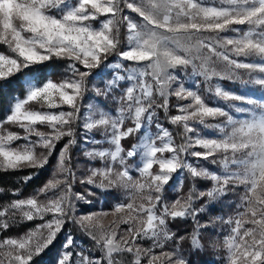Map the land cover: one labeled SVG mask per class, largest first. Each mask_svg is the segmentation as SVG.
Here are the masks:
<instances>
[{"label": "snow or ice", "instance_id": "obj_1", "mask_svg": "<svg viewBox=\"0 0 264 264\" xmlns=\"http://www.w3.org/2000/svg\"><path fill=\"white\" fill-rule=\"evenodd\" d=\"M126 10L136 14V19ZM93 22L100 27H94ZM123 24L128 47L121 51L119 33ZM229 31L237 35H221ZM0 45L7 46L9 52L0 53V91L16 85L22 89V98L11 97L10 114L0 121V170L32 168L38 172L48 164L57 143L67 138L53 177L33 196L13 200L0 210V232L16 224L17 216L27 222L41 221L18 238L0 240V264H37L69 224L93 240L102 255L92 257L77 251L75 236L70 233L56 264H119L115 257L122 254H131L132 264H142L143 257H147L146 264H191L179 244L171 251L163 250L174 238L168 229L169 219L194 217L202 211L193 207L194 202L216 200L241 186L242 211L227 221L234 224L225 239L227 264H264V102L215 87L217 97L250 105L236 108L249 114L246 119L236 120L222 108L209 106L182 83L173 88L178 78L170 71L191 66L194 74L210 80L222 76L208 67L211 57L216 56L225 62L230 79L235 70L244 69L251 82L264 87V0H218L211 5L203 0H0ZM114 54L119 62L108 65L116 70L113 78L103 89L93 90L99 97L110 96L118 105L117 114L113 116L90 104L88 114L81 116L88 78ZM233 55L255 57L259 62H241L231 58ZM54 60L67 64L69 75L59 82L41 75L48 62ZM125 80L129 83L121 89L120 82ZM115 90L120 94L116 95ZM170 96L191 101L177 104L180 114L170 117L173 125L184 130L185 142L179 145L159 122L155 124L158 131L150 134L157 110L168 113ZM100 104H104L103 99ZM37 105L41 110L36 109ZM65 106L66 111H51ZM217 117L226 118L227 124L222 127L206 123ZM80 120L85 131L99 130L103 136L102 141L86 135L84 144L109 145L84 152L105 166L90 168V174L80 183L97 185L99 177V188L118 186L128 192V202L117 203L111 213H76V200L90 203L89 194L73 192L76 175L71 167V151L77 144L76 125ZM125 121H131L132 126L125 127ZM190 121L217 128L222 136L201 137ZM5 124L22 129L23 136L7 130ZM142 128L145 135L126 149L122 141L135 137ZM18 140L26 143L10 147ZM192 148L202 151H189ZM186 155L202 159L209 166L220 165L222 171L217 174L207 167L194 166ZM138 156L136 171L140 179H134L129 162ZM183 170L193 181L210 180L212 187L201 191L193 184L186 195L170 204L163 203L165 186L178 172L181 181L177 190L182 187ZM13 195H18V190ZM110 214L115 219L106 227L101 220ZM121 224L127 226L122 233ZM143 240L152 241V247L142 248L139 242ZM192 244L201 247L195 236ZM156 248L161 249L158 255Z\"/></svg>", "mask_w": 264, "mask_h": 264}, {"label": "rangeland", "instance_id": "obj_2", "mask_svg": "<svg viewBox=\"0 0 264 264\" xmlns=\"http://www.w3.org/2000/svg\"><path fill=\"white\" fill-rule=\"evenodd\" d=\"M73 3H76L77 0H72ZM205 4H213L218 3V0H203ZM126 14L130 15L134 19H136V14L127 12ZM103 19V18H102ZM138 22V21H137ZM94 27H100L98 22H93ZM236 28H241L242 30L245 26H232ZM222 36H236L237 33L234 32H226L221 33ZM120 45L119 49L121 51L127 50V28L126 24L120 26L119 33ZM219 50V49H218ZM206 51V50H205ZM0 53L9 54L7 46L0 45ZM233 59H237L241 62H259L255 57H236L231 56ZM51 62H63L65 63V67L61 72L53 74L50 77L53 81L59 82L65 79L69 73L66 71L67 64L65 61L54 60ZM51 62H48L51 63ZM119 62V58L114 54L108 57V60L100 65L99 68L94 69L92 71L91 76L88 78V86L89 90L85 92L84 98L81 101V116H86L88 114V105H98L103 111L110 113L115 116L117 114L118 105L115 101H113L110 96L109 97H99L96 95V92L93 90L95 88L103 89L107 82L113 78V73L116 71L115 69L109 68L108 65ZM125 65L128 62H124ZM208 67L215 69L216 72L222 73V76H213L210 80H205L203 75H196L191 66L187 69L177 68L173 71V74L177 76V82L173 83L172 87L175 88L177 83H182L186 89L196 91L201 97L205 100V102L209 106L220 107L223 110L227 111L229 115L233 117V119L240 120L246 119L248 117L247 112H237L236 108H249L245 101H236V100H223L215 95V87H220L222 90L229 92L230 94L241 95L250 99L259 100L264 102V87H261L258 84L251 82L250 77L247 73V70L239 69L235 70L234 73L231 74L232 78H229V72L226 67L225 62L218 59L216 56H212L209 62ZM123 74V73H121ZM254 75H259L258 73ZM128 81L120 82V88H125L128 85ZM211 89V91H209ZM115 94L119 95L120 91L115 90ZM22 98V97H21ZM104 100V104H100V100ZM159 102V99H158ZM190 100L178 101L176 97H169V111L165 114L161 110H157V118L154 119L152 125L150 126V134H155L158 130L155 127V124L159 122L164 128H167L169 132L172 134L174 143L179 145L185 142L184 130L180 125H173L171 123L170 117L176 114H180L176 107L177 104H189ZM37 110L39 106H35ZM60 110H68L65 106L63 109H52L51 111L58 112ZM7 114H10L8 111ZM6 114V115H7ZM190 126L196 128L198 134L204 138H220L222 133L219 132L217 128H207L203 125L198 124L197 122L190 121ZM206 123L208 124H220L224 127L227 124V120L224 117H217L215 119L209 118ZM83 120L77 121V135L76 140L77 144L72 148L71 151V167L76 175V180L73 182V192L81 193V194H89L88 200L90 203H86L84 201H75L76 205V213L77 215L81 213H92L99 211H107L111 213L114 210V206L117 203L128 202L127 190L121 187H112L101 189L98 187V183L100 178L97 177V185H88L80 183L81 180L86 179L90 174V168H103L105 165L103 162L99 160H91L87 156L84 155L86 150H89L93 147L95 148H108L109 145L107 143L102 142L101 144H84L83 137L89 135L94 138H100L103 141L102 132L99 130H92L91 133L85 131L82 127ZM132 126L131 121H125V127ZM9 131H14L23 136V130L16 128L15 126L6 125L4 126ZM40 130L47 131L48 129L43 126H38ZM227 131H230V128H226ZM180 131L182 132V137L179 135ZM145 135V130L142 128L139 133L136 134L135 137H129L128 139L122 141L123 146L127 149L130 147L132 143L138 142L139 138ZM192 135V134H189ZM35 139V137H33ZM67 138L65 140L57 143L55 150L52 155L49 157L48 164L40 169L39 171L44 170L46 175L41 184L44 185L49 179L53 177V174L56 170L58 164V157L60 150L62 149L64 143H66ZM26 141L18 140L12 142L10 147L16 148L19 145L25 144ZM201 150L199 148H192L189 151ZM37 151H42V149H37ZM170 155V154H165ZM185 159L192 163L194 166H203L209 168V171L215 172L219 174L222 171V166H209L208 163L204 160L197 161L196 158L185 156ZM133 165L131 170V175L134 179H140L136 168L139 166L140 160L139 156L135 158V160L130 161ZM23 169H32V168H23ZM156 169L154 168L153 171ZM183 184L182 187L177 190V186L181 181V172H178L173 175V179L170 182L169 186H165V191L163 193L162 202L163 203H172L178 197L186 195L189 190L195 185V188L201 191L208 190L212 187V182L207 179H197L193 181L190 177V174L183 170L182 173ZM105 183H107L105 181ZM40 186V187H41ZM39 187V188H40ZM36 191V190H35ZM35 191L27 192L22 194L18 191V195H13L12 199L4 200L0 202V210H3V207L8 203L12 202L16 199L29 198L34 195ZM243 194V187H238L234 191H230L226 196H222L213 201L205 200L196 201L193 204V207L201 208L202 211H199L194 217L188 216L185 218H177L176 220L169 219L168 229L171 233L174 234V238L171 241H168L165 245L164 251H171L176 247V244L180 245V251L182 254L191 261V264H227V247L225 245V239L231 234V230L234 227V224L227 223L229 219L234 220L237 218L238 212L242 211L240 208V198ZM140 202L139 199L136 201ZM159 208L160 205H157ZM48 218V217H46ZM18 221L12 227H10L7 231L0 232V240L5 238H18L21 235L25 234L31 229H34L35 226L41 221L34 220L32 222H27L21 220L18 216L15 217ZM115 219L113 215H109L103 217L101 223H103L106 227L112 225V221ZM199 225H204L203 228H198ZM250 225L245 224V227H249ZM126 225L121 224L119 226V231L122 233L126 229ZM73 234L75 236V244L77 245V251H82L85 255H90L92 257L101 256L102 253L98 248H94L93 245L95 242L91 240L86 234L79 233L74 234V231L71 229L70 225H67L62 234L57 238L54 242L56 244L51 251L50 249L46 250L44 254H42L38 260L37 264L43 262L44 258H47L46 264H56L57 259L61 253V247L64 242L65 237L68 234ZM199 241L201 247L196 248L192 244L193 237ZM180 237H183L181 240ZM140 246L142 248H151L152 241L143 240L140 241ZM50 246V248L52 247ZM161 249H154L155 254H159ZM125 258L129 260V264H132L133 257L131 254H122L118 257H115L116 260L121 264L120 259ZM147 257L142 258V264H146Z\"/></svg>", "mask_w": 264, "mask_h": 264}, {"label": "trees", "instance_id": "obj_3", "mask_svg": "<svg viewBox=\"0 0 264 264\" xmlns=\"http://www.w3.org/2000/svg\"><path fill=\"white\" fill-rule=\"evenodd\" d=\"M61 61V60H59ZM65 67V63L63 62H51L47 64L45 73L41 74L43 79H47L54 75L57 72H61L62 69ZM15 79V78H13ZM14 95L22 97V89L19 85L13 87H6L2 91H0V121L6 116L9 111L10 107V100L11 97ZM179 135L182 137V132L180 131ZM32 175V178L25 182V178L29 175ZM46 175L44 170L38 171L36 169H19V170H9L3 171L0 170V189L3 191L0 192V202L4 200H10L13 198V192L20 191L22 194L27 192H32L37 190ZM71 229L74 231V234L82 233L76 226L69 224ZM54 244L53 246H55ZM50 248V254L48 257L51 256V251H53L54 247ZM94 248H97L95 244L93 245ZM43 262L39 264H46L47 258L42 259ZM121 264H129V260L122 258L120 259Z\"/></svg>", "mask_w": 264, "mask_h": 264}]
</instances>
